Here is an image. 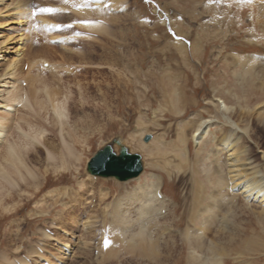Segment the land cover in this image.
I'll list each match as a JSON object with an SVG mask.
<instances>
[{"label": "rangeland", "instance_id": "obj_1", "mask_svg": "<svg viewBox=\"0 0 264 264\" xmlns=\"http://www.w3.org/2000/svg\"><path fill=\"white\" fill-rule=\"evenodd\" d=\"M0 1V52L7 50L5 55L2 54L4 60L0 61V106L3 108L7 102L6 94L11 92V81L9 85L3 84L9 77L7 67L16 57L15 51L21 47L17 41L21 34L28 35L26 37L31 35L23 45L26 51L18 65V79L24 80L28 72L34 74L37 69H41V65L37 64L32 71L30 68L27 71L26 66H30L31 61L39 58L47 61L42 65L44 83H49L48 86L60 92V100L67 98L64 146L72 145L69 134L73 136L74 124L83 115L90 119L87 124L91 125V128L86 126L81 131L80 140L74 139L79 160L73 161L72 166H75L69 170L68 164H65V168L58 164L59 152L63 150L59 128L56 125L51 128L44 120L43 113L36 116L26 109L16 113L11 108L13 113L10 112L8 117L11 123L7 121L9 126L2 123L5 132L0 136V169L4 167L2 160L5 145L15 141L24 142L21 136L23 132L30 134L37 130L35 127L54 132L48 143L59 147V152L54 155L55 160L47 162L45 147L36 144L43 152L37 158L43 161L33 160L27 164L24 160L25 169L29 173L21 168L23 181L13 174L12 180L17 183L16 187L8 189L9 197L0 199V264H17L19 261L24 264L22 262L27 259L33 264L38 259L30 254L31 248L41 246L45 249L49 244L48 248L55 249L58 244L65 243L71 250L57 264H100V251L108 246V240H114V234H119L121 228L112 217L109 218V213L124 208L123 199L136 188V179L143 174L154 176L155 180L162 178V194L167 200H175L172 205L176 217L171 226L178 230L173 231L181 232L185 228L189 230L194 227L192 219L197 216L200 206L193 209V199H197L199 188L205 186L208 193L213 190L212 184L216 183L215 180L211 181L213 179L207 176L204 169L206 158L211 156L209 149H215L214 136L221 137L224 133L222 128L228 133L226 127L233 123L245 126L237 116L227 120L230 124L224 123L223 118V124L218 125L213 119L216 101H226L233 112L237 113L254 110L257 103L264 102V78L257 76L252 85L249 81L241 84V80H237L238 73L244 71L235 61L236 58L264 61V19L251 5V0H98L103 5L100 9L92 7V0ZM19 1L20 4L24 3L27 13L32 6L41 8L44 4H67L65 6H70L71 10L78 5L80 9L76 11L82 8L98 10L100 16L94 13V16L82 19L69 10L68 14L65 11L61 14L60 11L51 13L55 17L52 15L49 18L57 22L54 24L58 28L45 30L38 23V18L43 15L38 7L37 17L32 21L29 16V19H19L16 9ZM97 19L103 20L105 25L101 26H105L106 33L86 32L85 28L75 24L93 23ZM18 21H24L23 25L16 24ZM42 31L47 35H43ZM50 40L56 43L52 45ZM47 64L62 65L53 70ZM81 101L84 107L79 108L78 103ZM17 109L21 110L19 107ZM46 110H49L48 115L52 117L50 108ZM3 112L0 111V118ZM204 121L211 124L210 134L203 141H198L192 136L197 125ZM249 125H252L259 145L258 148L252 147V157L257 165L262 163L264 130L254 122ZM114 140H119L129 153L141 157L143 171L138 178L120 183L91 176L86 172L89 160L103 147L112 145L113 151L118 153V147L112 144ZM138 144L141 149L136 148ZM184 153L187 159L181 163L180 158ZM91 178L97 180L96 185L90 182ZM0 183L2 198L6 185L2 184V180ZM86 190L88 192L84 194ZM78 202L81 205L78 206ZM242 211L239 212L240 221L246 220V212ZM130 213V220H135L133 211ZM72 217L76 219L75 222H72ZM85 222L91 225L90 229L84 227ZM130 224L132 227L133 223ZM109 228L113 230L112 235H109ZM151 228V240L160 238L159 250L163 254L166 247L164 244L169 241L161 237L152 225ZM248 228L255 244L259 243L256 245L258 251L249 252L243 262L235 260L236 255H229L225 264H264V222L252 220ZM44 230L49 236L52 235L51 240L46 241L41 236ZM178 234L170 233L171 236ZM56 238H60L59 243ZM171 243H175L177 249L181 246L178 241ZM182 245L177 250L178 253L181 250L178 264H199L198 261L190 260L191 250L187 245ZM119 246L123 249L119 250L121 253L118 256L129 248L126 239H121ZM139 250L143 252V247ZM131 255L110 258L101 264L148 263L140 262ZM172 262L169 259L166 264Z\"/></svg>", "mask_w": 264, "mask_h": 264}, {"label": "bare ground", "instance_id": "obj_2", "mask_svg": "<svg viewBox=\"0 0 264 264\" xmlns=\"http://www.w3.org/2000/svg\"><path fill=\"white\" fill-rule=\"evenodd\" d=\"M78 1H81V0H78ZM99 2L100 1L98 0H92V3H93L92 7L96 9L98 8L100 9V7H102L103 5H101L102 2L101 3ZM61 4H63V1ZM65 5H58V4L57 5H52V4L45 5L44 4V5H41V8L37 6L38 8H40V11L41 9H45V8H51L54 10L53 12L41 11V13L43 14L42 15L43 17L38 16L39 17L38 23L41 25V27L45 30L46 29H51V31L56 30L58 27H57V24L55 25L54 23H57V22H52L50 20L51 18L50 16L56 14L57 12L59 13V11L61 14L62 11L67 12L69 10V12L71 11L76 16H79V18H82V19L83 17L89 18L90 16H94L93 15L94 13L96 14L100 13L98 12V10L93 11V9L88 10L84 8H82L79 11H76L75 7L72 8L73 10H71L69 9L71 8L70 6L68 7ZM251 5L254 6L255 10L258 11V14L261 15L262 19H264V0H251ZM16 9L18 13L17 15H19V19L23 20L25 18L27 19L28 16L31 17V11L29 9L28 10L29 13H27V9L25 8L24 3L20 4V1H19L18 5H16ZM51 13H54V14L50 15ZM98 15L100 16V14ZM23 23L24 21H18L16 24H18L19 26H22ZM75 24L79 25L82 28H85L86 32H90L93 34L106 33L105 31L106 28H104L105 26L103 25L101 26V24H97L94 22L93 23L92 22L83 23V24L75 23ZM42 34H43V31H42ZM26 36L25 35L23 36V34H21V37L17 41L20 43L21 47L19 48L18 51H15L16 57L9 63L7 67L9 69V73H8L9 77L7 78V82H4L3 85L5 84L9 85L11 81L10 83L11 92H8L6 94L7 102L3 106V108L2 106H0V111L3 110L5 112V113L3 112L4 115L2 116V118H0V136L2 137V135L5 132L4 127L2 126V123L4 122L3 124L5 123L8 124L7 122L9 121L8 117L11 113H13L12 112L13 109L12 111H10L11 108H14L15 109L14 112L17 111L18 113L20 111L22 112L23 109H26V111L29 110L31 113L33 112L34 115L36 116L39 115L40 113L45 114L44 120L48 123V125H50L51 128L54 127L55 125L59 128V136L61 139L60 141L63 145L62 146L63 150H60L59 152V147L57 148V146L51 145L48 143V140L52 139V137L54 136L53 134L54 132L51 130L49 132L46 129H41L40 126L35 127V129H37L38 131L37 130L33 132L31 131L30 134H26L25 132H23V135L20 134L22 136V139L26 140V141L23 140L25 143L21 141L16 143L15 141V142L6 144L5 150H3L4 154L2 153L3 154L2 161L4 163V167L0 169V180L4 182L2 184L6 185L5 186L6 189L2 193V198L0 197V199H3V197L4 198L9 197L8 189L16 187L17 183L15 184V182L13 181L14 179L12 180L13 174H15L20 179H22V181L24 180L21 174V168L25 169V166H26L25 162L28 164V163H32L33 160H36L37 162L43 161V159L37 158V156L40 157V155L43 154V152L40 148L36 146V144L38 145L41 144L45 147V151L47 153L45 161L48 162V160H55L56 157L54 155H56L59 152L58 156L60 157L57 156L58 164H60L59 167L65 168V166L68 164L70 166L68 167V169L70 170L71 167L75 166V165L72 166L73 161L79 160V157L77 155L78 154L77 153L78 148L76 146L77 143L75 142L74 139L76 140L81 139L80 133L81 131L84 130V127L88 126V128H91V125L87 124L88 120L90 119H88L87 116L83 115L81 117L82 119H78L77 122H75L74 124L75 128L73 129L74 131L73 136L69 134V138L71 139L72 145H70V147L64 146L66 142L63 136V132L65 129H67L66 120H67V114H68V111L66 108L67 98L65 97V98H62V100H60L61 99L59 97L60 92L56 88H52V86L51 87L48 86L49 83L48 84L44 83L43 81L44 78L41 76V74L43 72V66H44L43 63L47 61L43 60V58H39V59H35L31 61L29 63L30 66H28L27 64V71L29 68L32 71L37 64L41 65V69L40 70L37 69L36 72L34 71L35 72L34 74L28 72L24 80H20V78L18 79L19 74H20L19 72L17 73L18 65L20 64V62H22L23 57H24L23 54L26 51L25 49L26 46H23V45H24V42L28 40V38L31 37V35L30 37H26ZM57 39L59 40V38ZM42 45L44 46L45 44H42ZM6 53H7V50H3L0 52V61L4 60L3 55H5ZM262 59L264 60V57H262ZM235 61H237V63L241 65L240 68H242L244 71V72H239L237 75V78H238L237 80L238 81L241 80L240 81L241 84L247 81H249V83L251 84L257 79L256 78L257 76L259 77L261 76L262 78H264V61L257 62V59H254V58L249 59V58H244V57L236 58ZM61 65L62 64H60V66L57 64L55 65L47 64V67H50L51 69L55 70V68H61ZM21 68L23 71L24 65ZM258 68H260V70ZM53 73H56V71ZM56 75L57 74H55V76ZM225 102L226 101H223V100L216 101V104L214 106L216 107L215 108L216 111L213 113L215 114L213 119L216 120L218 125L223 124L221 122V119L223 118L225 119L224 123L230 124L228 123L227 120L229 119L231 120L233 116H237V118H240L241 121L245 123L244 124L245 126L241 127L238 124L233 123L229 126L230 128L226 127L229 134L226 133V131L222 128L221 130H223L224 133H222L221 137L219 136L217 137L216 135L214 136V140H216L215 149L214 148L212 150L209 149L208 152H209V155L211 156H208L206 158L207 164L204 169L206 170L207 176L213 179L211 181L214 182L215 180L216 183L212 184L213 190H210L208 193L206 191L205 186L199 188L197 199H193V202H194L193 209L197 206H200V210H198L197 216L192 219V224L194 225V227L189 228V230L185 228L181 230V232L173 231V230H178V228H174L171 226V223L174 221L176 217L175 215L176 211L172 205V202L175 204V200L173 199L167 200L165 198V195L162 194V190L164 186V180L162 178L161 180L160 179L155 180L154 176H151V175L148 176L147 174L145 175L143 174V176H140L139 179H136L138 183L136 188H134V190L131 193L126 195L125 199H123L124 200L123 202L125 203H124V206L123 205L122 206L124 208L122 209L117 208L116 213L114 212L109 213L110 214L109 218L112 217L114 222H117L118 224L121 225L120 226L121 228L119 229V234L118 233L114 234L115 235L113 236L114 240H108L107 247L103 245L105 249L103 248L104 250L100 251L101 252V261L99 262L100 264L101 262L104 263V261L107 262L106 260H109L110 258H115V257L119 258V257H122L123 255L126 256L127 254L134 255V258L138 259L140 262L146 261L147 263L148 261L147 264H166V262L169 261V259L173 261L172 264H178V260H180L179 253L181 252V250L179 251V253L177 250L181 246H183L182 244L187 245L189 249L191 250L190 260L193 262L198 261L199 264H225L224 261L227 257H229V255L230 257L232 255L233 256L236 255L237 257L235 258V260H241V262H243V260H245L246 258V255L249 256V252H256V250L258 251L256 245H258L259 243L257 242L255 244V242L253 241V234L249 235V233L251 232L248 226L252 220H256L257 222L262 220L264 222V151L261 152L262 163L255 165L256 162L254 161V158L252 157L253 155L252 147L258 148L259 145H257L258 143L257 138L255 137L252 125L250 126L249 123L254 122L258 124L261 127V129L264 130V102L257 103L256 108L254 110L247 109L248 107H246L247 110L242 111L240 113L233 112L229 104H226ZM219 104L221 107L219 106ZM82 106L83 105L81 101V103H78V107L81 108ZM18 107L19 109L21 108V110H18L17 109ZM48 108H50L52 117L51 116L49 117L48 115L49 110L48 112L46 110ZM12 117L13 115L10 117V119H12ZM46 118H48V120ZM7 124L5 125L7 126ZM210 126L211 124L208 121L200 122L197 125L192 138H195L198 141H203L204 138L210 134L209 132ZM19 130H20V126H19ZM137 135L139 134L137 133ZM135 146H137L136 148H139V149L142 148V147L140 148L139 144ZM181 159H182L181 163L186 162L187 157L185 153H184V156L180 158V160ZM65 160L67 161L64 162ZM151 166H153V164ZM70 172H74V171L71 170ZM90 182L91 183L93 182V184L95 183L94 185H96L97 180L92 179ZM32 184H33V181H32ZM33 186L35 185L33 184ZM87 192L88 190H86L84 194H86ZM79 205H81V202H78V206ZM243 206H245L244 209L242 208V210L246 212V220L240 221L239 212L242 211L241 207ZM9 210L10 209H7V211ZM129 211L130 212L133 211V214H135V217H136L135 220H130L131 213ZM170 217H171V222H170ZM75 218L74 217L71 218L72 222L73 221L75 222L76 220ZM130 223H133L134 227L133 225L132 227H130L131 225ZM151 225L156 230V232L161 235V237H165L167 241H169L167 244L166 242L164 244L166 247H165L163 254H161V250H159L161 249V247L158 244L160 238H156V240L154 241L151 240V237H150L151 230H152ZM89 226L91 227V225L88 222L87 223L85 222L84 227L90 229ZM195 226H198V228L197 227L195 228ZM103 229L105 230V228ZM108 231H110L109 233H111L109 235H112V232H113L112 228H109ZM251 231L254 232L253 230ZM62 233L67 235L66 231H63ZM170 233H176V234L179 233V234L178 236H174V235L171 236ZM120 235H122V237H119ZM154 235H156V233H154ZM41 236L47 241V240H51L52 235L49 236L44 230V232H41ZM56 239L55 240L59 243L60 238H56ZM121 239H126L127 244H129V248L125 249L124 253L118 256V254L121 253L119 250L123 249L121 246H119V244H121ZM172 241L180 242L181 246H178V249H177V247H174L175 243H171ZM114 245H117V246L113 247ZM141 246L143 247V252L139 250ZM254 246L256 248H254ZM48 247H49V244L46 247L47 249L46 248L44 249L41 246H39L36 248H31L32 249L31 251L29 250L30 254L35 255L38 259V262L33 261V264H57L61 260V257L62 259L65 258V256L69 254L71 250L70 246L66 243L63 245L58 244L57 246L58 248L56 247L55 249L48 248ZM116 249L117 251L115 252ZM140 251L142 253H140ZM81 255H84V254H81ZM27 260L23 261L22 263L30 264ZM17 264H21L20 261Z\"/></svg>", "mask_w": 264, "mask_h": 264}, {"label": "water", "instance_id": "obj_3", "mask_svg": "<svg viewBox=\"0 0 264 264\" xmlns=\"http://www.w3.org/2000/svg\"><path fill=\"white\" fill-rule=\"evenodd\" d=\"M112 144L118 147V153L113 152L112 145L103 147L89 160L86 172L91 176L117 182L138 178L143 171L141 157L129 153L119 140H114Z\"/></svg>", "mask_w": 264, "mask_h": 264}, {"label": "snow or ice", "instance_id": "obj_4", "mask_svg": "<svg viewBox=\"0 0 264 264\" xmlns=\"http://www.w3.org/2000/svg\"><path fill=\"white\" fill-rule=\"evenodd\" d=\"M41 11H44V12H53L54 10L51 9V8H45V9H41Z\"/></svg>", "mask_w": 264, "mask_h": 264}]
</instances>
